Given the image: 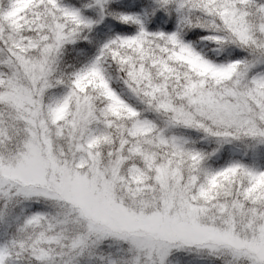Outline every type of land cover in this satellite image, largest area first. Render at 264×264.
<instances>
[{"label": "snow or ice", "instance_id": "6c2138e0", "mask_svg": "<svg viewBox=\"0 0 264 264\" xmlns=\"http://www.w3.org/2000/svg\"><path fill=\"white\" fill-rule=\"evenodd\" d=\"M0 264H264V0H0Z\"/></svg>", "mask_w": 264, "mask_h": 264}]
</instances>
